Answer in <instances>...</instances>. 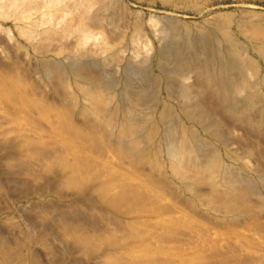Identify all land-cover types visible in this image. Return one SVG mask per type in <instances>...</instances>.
Returning <instances> with one entry per match:
<instances>
[{
    "label": "rangeland",
    "instance_id": "rangeland-1",
    "mask_svg": "<svg viewBox=\"0 0 264 264\" xmlns=\"http://www.w3.org/2000/svg\"><path fill=\"white\" fill-rule=\"evenodd\" d=\"M65 1L0 0V264H264V125L221 109L198 71H188L185 85L224 131L226 139L214 142L228 169L216 188L205 171L193 169L199 194L193 197L158 150L163 129L154 121L162 107L154 100L136 116L157 131L149 148L160 153V168L138 163L119 129L79 109L84 78L106 80L115 100L127 81L135 88L158 85L161 99L168 98L167 82L176 91L182 86L168 67L126 69L121 61L129 53L95 65L102 43L115 41V50L134 35L137 54L155 53L163 35H154L156 25L171 19L192 34L212 29L219 38L264 42V0H126L147 24L136 33L135 25L116 30L106 22L83 31L97 0ZM82 54L92 64L81 67L80 77L70 75L69 63L81 65ZM46 60L59 62L67 78L45 69ZM175 96L171 121L187 125ZM196 130L202 142L210 139Z\"/></svg>",
    "mask_w": 264,
    "mask_h": 264
},
{
    "label": "bare ground",
    "instance_id": "bare-ground-1",
    "mask_svg": "<svg viewBox=\"0 0 264 264\" xmlns=\"http://www.w3.org/2000/svg\"><path fill=\"white\" fill-rule=\"evenodd\" d=\"M78 3L79 2L75 3V5ZM90 3L92 2L90 1ZM60 6H62V4ZM95 6V9H92V14L88 15L86 22L82 27L83 31L86 27L95 28L92 30H96L99 27L101 28V25L105 22L109 25L106 24V26H111L116 30L122 27L129 28L130 26L135 25L133 30L135 29L139 32L147 26V24L137 16L138 14L133 12L134 10L131 9L130 3L126 0H97ZM84 13L86 12L84 11ZM177 24L178 23L171 19L167 20L165 23L156 25L157 29L155 28L154 35L157 37L160 36V33L163 35L158 38V45L156 46L155 53H149L145 56L137 54V36L135 37L134 35H131L129 42L126 41L127 43L125 44L122 42V47L119 46V48L115 50L112 49V45L115 44V41L112 39V43H102L100 50L102 53L104 52V54L101 56L99 55V58L97 54V60H93L95 65H112L113 63L120 61V54L129 53L121 61L123 67L126 69H135L139 67L150 69L155 66L163 72V70L168 67L171 69L167 73L168 75L169 73H174L182 80V86L177 91L167 82L165 88L168 93V98L161 99L156 96V91H154L157 89L158 85H155L153 89L147 85L135 88L136 86L133 87L127 81L125 91L117 98V100H115V96H113L110 91L112 89L106 80H89L84 78L83 80H79L81 82L80 84L86 87H83L82 94L79 95L81 99H83V104H81V108L79 109L82 111H80V113L89 116L90 114H94L97 117L102 116L104 123L107 126L116 130L119 129L121 136L124 137V141L127 140L126 143L128 144L130 151H133L138 163L149 164L151 161H155L156 168H160L162 164L157 161L156 155L159 153L157 148L155 147V149L152 150L151 147H154V145L149 148V145L153 144L151 143V134L153 133L158 137L157 131L154 132L151 129L153 127H148L146 118L140 119L136 116L137 109L140 106H146L151 102V99L154 100L158 107H162L159 112H157V108L154 110L157 112V120H155L154 123L163 129L161 136L159 137L160 144L158 145V150L162 149L167 155L169 163L172 164L170 171L174 174L173 176L177 177L173 178L177 180L179 179L183 184V187L188 190V192L191 191L190 193L193 194V197H196L199 196V194L193 184L194 182H192V179L190 178L193 176V169H197L195 170L196 173H194L197 175H200L205 171L209 177H211V184L213 183L215 188L217 187L216 182L219 179L221 180L222 177H227L228 169L225 167V164L220 163L221 160L219 161L220 157L214 142L221 139L223 140V138L226 139V137L223 134L224 131L221 129L219 122L205 111L199 102V99L196 98V94L192 92L189 86L185 85L186 75L191 69L198 71L204 87L217 97L221 109L235 115V117H239L242 123L264 125V42L253 44L250 42L249 44L241 42L228 34L223 38H219L217 32L212 29H210V32L208 33L205 32L206 34H192L190 31H183L179 28L180 25L178 26ZM137 31H135V33ZM50 33L52 34V32ZM54 35H57V32ZM83 37L85 36L83 35ZM47 38L45 41H47ZM84 40L86 42V39ZM41 51L43 52V50ZM130 51H132L131 54ZM85 56L87 55L82 54L80 57L82 60L81 65H76L74 60V62L69 63L70 67L68 66L67 69L70 75L80 77L81 67L85 64L86 66L89 65L88 63L92 64V60H88ZM121 63L119 65H121ZM44 66L47 70H54L53 74L57 72L62 77L66 76V68H64L59 62L46 60L43 64V67ZM56 75L58 76V74ZM147 78L151 82L154 79L152 75H147ZM172 94L176 95L174 98H178L179 100L177 105L178 114L182 116V119L184 118L187 125L180 126L181 124H179V122L172 123L171 121L175 114V107L171 104V100L173 99ZM72 99L74 98L72 97L70 101ZM77 99H74V102L72 103L78 101ZM114 101H117L116 106L108 105V107L104 108H101L102 106L99 107L100 104L103 105L107 102L114 103ZM147 109L151 110L154 108ZM122 112L124 113V118L118 114ZM148 121L150 120L148 119ZM197 127L201 128L208 134L210 139H208L207 142L201 141V136L196 130ZM113 133L114 132H112V134ZM232 177L236 176L232 175ZM233 180L237 181L235 178H233ZM228 186H230V184ZM230 215L232 216V214Z\"/></svg>",
    "mask_w": 264,
    "mask_h": 264
}]
</instances>
